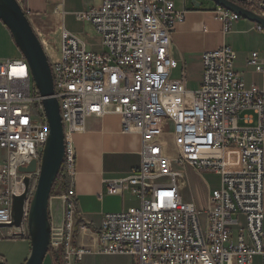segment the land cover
<instances>
[{
    "label": "built area",
    "instance_id": "1",
    "mask_svg": "<svg viewBox=\"0 0 264 264\" xmlns=\"http://www.w3.org/2000/svg\"><path fill=\"white\" fill-rule=\"evenodd\" d=\"M26 15L24 0H17ZM63 4L64 0H59ZM261 0L255 12L264 15ZM256 6V7H255ZM216 18L230 32L242 16L218 6ZM189 11L174 0H102L77 13L101 38L102 52L85 38L61 30L58 52L43 45L52 67L55 96L64 125V168L68 191L51 196L49 254L60 264H82L89 254L126 255L134 264H264V82L247 86L235 67L229 45L202 55L203 77L196 90L185 76L174 78L173 33ZM259 31L264 32L261 25ZM248 65L264 78V51H254ZM44 97L27 59H0V237L30 239V202L50 136ZM252 111L248 124L241 113ZM121 116L126 134H139L140 164L127 177L106 181L107 194L126 191L138 206L105 213L91 246L75 242L79 201L77 134L87 132L93 116ZM176 155L170 154L167 135ZM240 150V168L231 170L227 153ZM220 154V155H218ZM38 162L34 173L21 167ZM176 165L180 169H176ZM187 168L215 173L220 186L200 210L183 195ZM28 180V184H27ZM26 194L20 225L14 224L16 198ZM234 215H243L245 225Z\"/></svg>",
    "mask_w": 264,
    "mask_h": 264
},
{
    "label": "crops",
    "instance_id": "2",
    "mask_svg": "<svg viewBox=\"0 0 264 264\" xmlns=\"http://www.w3.org/2000/svg\"><path fill=\"white\" fill-rule=\"evenodd\" d=\"M174 1L177 9L186 8L189 11L185 22L179 24L173 33L172 54L178 61V67L173 72L174 78L185 76L188 88L194 90L190 88L189 74L197 68L200 74L199 85H201L203 53L223 45H229L237 52L235 67L242 73L247 86L263 84L262 74L248 65V59L252 52L264 51V32L258 30V23L241 18L233 24L230 32H225L223 24L216 18L215 11L218 5L212 1ZM101 3L102 0H87L82 9H69L66 0L63 4H60L59 0H24L23 5L32 11L29 18L41 41L45 43L50 52L56 53L61 44L62 28L82 35L89 48L96 51L95 46L100 37L90 22L78 20L77 13L97 7ZM199 3L202 5L199 6ZM43 36L54 39L53 43L49 40L51 47L48 46L47 41L45 42ZM0 37L7 47L17 46L11 32L1 20ZM4 58L0 56V59ZM250 117L256 124V116L252 111L241 113V124H248L247 118ZM122 128V118L117 114H109L104 117L93 116L87 121V132L77 134L75 137L78 152V173L75 180V190L79 201L77 215L79 224L86 227L84 230L78 227L75 237V242L81 246L92 245L91 240L95 236L94 233L99 230L105 213L119 212L139 205H135L134 197L128 191L122 196L109 195L106 191L107 180L127 177L134 167L139 166L141 161L139 155L142 147L141 135L126 134ZM169 136L173 142L172 134ZM227 158L231 170L240 168L239 149L229 150ZM219 186L209 188V194ZM234 218L240 220L241 226L245 225L243 215H234ZM4 241L12 240H0V264H25L31 254V246L27 244L28 242H23L19 247L6 251L3 248ZM14 243L12 247H14ZM93 255L99 254H89V256ZM44 264H56L55 256L48 254ZM82 264L91 263L83 261ZM132 264H134L133 258ZM253 264H261L260 258H256Z\"/></svg>",
    "mask_w": 264,
    "mask_h": 264
},
{
    "label": "water",
    "instance_id": "3",
    "mask_svg": "<svg viewBox=\"0 0 264 264\" xmlns=\"http://www.w3.org/2000/svg\"><path fill=\"white\" fill-rule=\"evenodd\" d=\"M209 1L234 11L242 18L254 21L264 28V15L251 8L253 0ZM261 1L260 7L264 11V0ZM201 5L202 3H199V6ZM0 20L11 32L15 44L31 67L36 86L44 97L43 103L50 124V136L40 165L39 182L30 202L28 224L32 247L31 254L25 262V264H44L49 254L52 233L49 214L50 199L65 157L64 125L59 100L55 96L54 77L49 57L30 18L17 0H0ZM37 170V161H33L30 166L20 168L23 173H34ZM26 197V194H23L15 201L14 224L17 226L23 219Z\"/></svg>",
    "mask_w": 264,
    "mask_h": 264
},
{
    "label": "rangeland",
    "instance_id": "4",
    "mask_svg": "<svg viewBox=\"0 0 264 264\" xmlns=\"http://www.w3.org/2000/svg\"><path fill=\"white\" fill-rule=\"evenodd\" d=\"M66 1H67V6L69 9H82L84 6L83 4H85L87 0H66ZM43 39L45 40V42L47 41L48 46L51 47V43H53L54 39L47 37V36H43ZM49 40H51L52 42L50 43ZM97 42L98 43L95 46L96 51L102 52L103 46L101 43V38ZM20 54L22 55L21 51L19 50L17 46L14 48L11 46L7 47L6 45H4V42L1 41V37H0V56L1 57H5L4 59L18 58ZM189 79L191 82L190 88L196 90L198 89V87H200L199 85L200 84V74L197 68H195L194 70L190 72ZM169 135L170 134L167 135L169 151L171 155L175 156L177 153L173 147V143ZM175 167L176 169H180V166L178 165H176ZM185 174L186 175L183 179L184 181L183 195H184L185 200L194 201L200 210H204L207 206V200L209 197V188L211 187L216 188L219 186L220 176L215 173H204L203 175H200L192 168L187 169ZM130 195L134 197L133 199L135 200V205H138L140 203V199L132 195L131 193ZM1 231L2 230H0V234H1ZM0 240H12V241H6V242L4 241L3 248L6 251L8 249L11 250L12 248L19 247L20 245L23 244V242H28L27 244L31 246L30 239L0 237ZM15 240H17V242L14 243ZM22 240H26V241H22ZM13 243H14V247H12ZM85 258L86 259H84V262L85 263L89 262L91 264H132V258L126 255H93V256L87 255Z\"/></svg>",
    "mask_w": 264,
    "mask_h": 264
},
{
    "label": "trees",
    "instance_id": "5",
    "mask_svg": "<svg viewBox=\"0 0 264 264\" xmlns=\"http://www.w3.org/2000/svg\"><path fill=\"white\" fill-rule=\"evenodd\" d=\"M68 191V178L65 173L64 165L61 168V171L54 183L52 189V196H61ZM56 264H60L58 260H56Z\"/></svg>",
    "mask_w": 264,
    "mask_h": 264
},
{
    "label": "flooded vegetation",
    "instance_id": "6",
    "mask_svg": "<svg viewBox=\"0 0 264 264\" xmlns=\"http://www.w3.org/2000/svg\"><path fill=\"white\" fill-rule=\"evenodd\" d=\"M259 1L260 0H254V2L258 5V3H259ZM254 7V4H253V6L251 7V8H253ZM256 7V6H255Z\"/></svg>",
    "mask_w": 264,
    "mask_h": 264
}]
</instances>
